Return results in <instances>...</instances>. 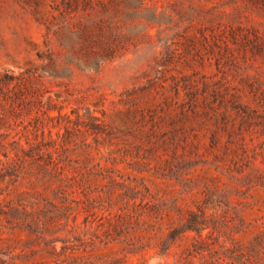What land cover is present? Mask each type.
<instances>
[{"label": "rangeland", "instance_id": "rangeland-1", "mask_svg": "<svg viewBox=\"0 0 264 264\" xmlns=\"http://www.w3.org/2000/svg\"><path fill=\"white\" fill-rule=\"evenodd\" d=\"M0 264H264V0H0Z\"/></svg>", "mask_w": 264, "mask_h": 264}]
</instances>
